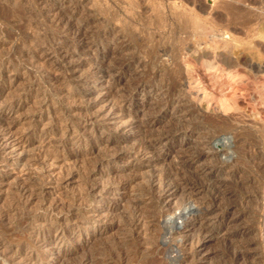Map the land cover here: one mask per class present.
<instances>
[{
	"label": "bare ground",
	"instance_id": "bare-ground-1",
	"mask_svg": "<svg viewBox=\"0 0 264 264\" xmlns=\"http://www.w3.org/2000/svg\"><path fill=\"white\" fill-rule=\"evenodd\" d=\"M72 15L57 14L56 17L53 15L54 18L51 17L52 20L49 22L51 23V28H53L50 29L52 31L48 32L46 28V30L41 32L39 30L35 38V40L39 41H35L33 44L31 43L34 40L31 37L33 34L30 32L24 31L21 35H18L20 36L19 38L17 37L18 40L20 39L19 43L23 44V46L25 44L27 47H22L21 53L16 60L23 58L22 60L28 61L27 63L32 65V67H40L42 69V80L47 83L43 87L39 85L40 82L31 80L28 76L31 81L27 85L24 84L25 86L16 95L8 97L6 94H9L7 91L10 88L5 84L7 81L5 79L11 80V73L16 70L15 67L17 65L11 62V58L5 57L0 60V166L5 168L4 166L8 167L20 162L18 172L12 178H10L7 170L4 172L0 170V185L12 179L14 188L11 190H14L16 204H22L23 208L26 209H23L22 216L18 217L16 215L20 224L19 230H17L20 232L15 235L16 239L6 241L1 238L2 235L0 236V264H51L50 257L61 251L59 248H53L54 245L64 244L75 233L81 235V227L83 225H98L114 220L115 214L118 212V210L116 211L118 209L116 205H119L120 202L111 201L109 195H113L116 191L127 189L128 187H130L134 195L133 197L130 196V199L131 197L132 199L131 201L129 200V207L126 206L127 211L124 212L129 218L124 221L127 226V229H125V226L124 229L128 231L127 234L129 233L132 246L122 239L124 240L123 243L127 244V247L121 241V246L118 245L119 243H115L109 248H101L102 258L99 264L117 263L118 259L120 260L130 255L129 251L132 250L129 248L133 249L134 252H140V250L142 251L145 248L141 257H138L142 258L141 260L145 264H205L202 260L205 256L203 254L207 249V239L209 235L215 234L212 225L221 218V215L215 212L216 209L207 208L206 205L200 206L202 210L197 213L189 209L176 211L174 205L179 195H186L192 198V194L197 195L204 192L208 189L207 185L209 184L205 180H208L213 174L221 173L207 172V167L204 163L201 164L199 172H179L184 169H196L198 163H201L198 160L203 155H210L211 146L209 144L213 136L208 135V131L206 132L204 129L205 133L203 132V139L200 141L203 145L199 152L197 151L198 153L195 154L196 151L193 150L195 151L193 154L192 150L190 151V149L180 146L183 155L178 160L172 159L166 162V152L164 153L161 147L165 146L169 139L180 136L188 139L192 135V127L190 126L192 121L189 122L187 115L193 109H187L185 106L187 91L184 86L185 83L188 84L191 78H189V72H182L181 63L184 65L185 61L182 62L183 60H181L180 62L179 60V56L182 54L180 53V48L175 49L172 47L168 53L169 59L171 58L176 68L180 70L177 73V75L179 74L178 78L174 79L171 77L166 79V82L157 83L156 75L160 74V69L155 67L151 70L149 68L145 70L144 68L146 67L143 66L144 71L141 74L131 76L130 79L129 76L126 78L128 82L124 83L125 81L123 82L121 78L122 74L132 70L133 67L137 68L136 65L139 66V59L134 60L132 58L133 60H128L126 58L127 61H125L123 58L128 56L123 57L121 56L123 54H120L119 57H122L123 60L121 58H118V60L116 58L118 57L117 54L121 53L123 48H121L122 45L121 47L117 46V42L108 40L111 37V28L106 30L103 28L101 31H98V29L90 35L87 29L89 26L84 22L74 23L72 20L74 16ZM80 20L77 19L76 21ZM184 20L187 22L186 19ZM200 20L195 16L192 17V22L191 20L188 22H191V27L194 28L198 35L206 33L205 35L207 36V31L209 30ZM210 33L211 31L208 33L209 36ZM215 35H217L216 32ZM201 37L203 38V36ZM89 38L92 39L90 43L99 42L102 47L108 48L111 53L115 54L114 58L111 57V62L98 60L99 58H96L97 55L94 57L95 60L81 59L86 54V49L84 48L85 40ZM112 39L114 40V37ZM90 49L92 50V48ZM164 51L167 52L165 48ZM165 52L163 54H166ZM94 53L97 52L95 51ZM220 53L218 52V55ZM154 55L156 54L153 53ZM149 57H152L151 54ZM200 57L202 58V55ZM141 59L143 58H140V61ZM46 61L52 63L44 66ZM199 61L201 62V59ZM226 61L215 66H219L218 68L221 72L223 69L226 71L225 66L231 64L228 62L225 65ZM238 63L240 62L231 64L233 69L236 66L237 69L240 68L241 64ZM81 67H85L83 72L77 74ZM186 67L188 66L186 65ZM186 67H183L184 70ZM142 68L141 70H143ZM190 75L193 76L192 74ZM14 80H17V76H13ZM148 83L150 84L147 85ZM138 91H146L147 96L155 95L157 98L155 101H152L153 99L149 101L142 100V105L141 107L139 106L140 109L135 105L134 100V96ZM53 94L65 101L64 105L59 108L62 111H58L55 108L51 109V100L49 98ZM53 96L55 97V95ZM53 96L52 99L54 98ZM29 99L32 101H28ZM28 106H31V108L33 106L34 108L35 112H30L31 115H26L29 111L23 110ZM145 108L149 110L143 113L145 116L149 115L147 120H141L142 118L140 121L136 120L139 109L145 111ZM49 109L51 113L47 115L45 112ZM159 114H163L165 117L168 114L170 116H167V120L160 125ZM55 117L60 122L55 123ZM156 124L158 127H156ZM198 130L200 131L201 129ZM53 134H58L59 136L54 146L56 148L50 150L44 146L50 138L56 136H53ZM110 139H115L116 142L123 143L125 146L112 147L111 145L115 144H111ZM218 150L220 151V149ZM218 150L216 149L215 152L217 153ZM88 157L95 158V161H93L94 158L92 159L93 162L88 161L91 162L90 165H86ZM118 160L127 164L128 167L117 165ZM140 163H147L152 167L147 172H140L141 170L137 169ZM53 165L58 166L57 172L51 168ZM164 169H168L169 172L166 170L164 172ZM225 178L228 179V177ZM74 179H77L78 183L72 190L69 189V192H67L68 184ZM226 179H218L215 181L216 183L210 185L215 190L211 197L213 201L220 199L217 192L223 191L222 187H226ZM9 183L11 184V182ZM45 185H48V188H45ZM2 190L0 188V192ZM131 190L128 191L130 194H132ZM35 196L37 206L33 210H29L26 206ZM197 203L202 205L203 201L199 199ZM147 210H152L153 212L150 211L151 214L146 215L148 213ZM123 211L121 208L120 212L122 213ZM120 212L119 214L117 213V217ZM167 214L183 219L181 225L174 223L169 226L166 225L167 229H164L169 234L168 236L175 243H178L176 247L179 253L177 252L178 255H176L173 263H164L160 260L158 262L154 257L150 259L151 254L157 257L155 252L161 243L160 236L157 237L155 234H151L154 239L152 243L149 239L152 240L151 237L153 236L148 239V242L151 243L149 245L144 244L146 241L136 240L143 231L146 232L145 228L150 224L145 218L150 217L148 220H151L152 217L154 221L156 220V222L160 223ZM37 221H40L39 224L35 223ZM189 221H197L198 223V232L195 238L184 233ZM159 230H162V228ZM219 231L221 230H217V232ZM134 252L133 254H135ZM234 258L236 260L234 261L236 262L235 264H244L240 263L242 258L240 253L235 254ZM89 260H92V258L89 257ZM80 264H87V260H83Z\"/></svg>",
	"mask_w": 264,
	"mask_h": 264
},
{
	"label": "rangeland",
	"instance_id": "rangeland-1",
	"mask_svg": "<svg viewBox=\"0 0 264 264\" xmlns=\"http://www.w3.org/2000/svg\"><path fill=\"white\" fill-rule=\"evenodd\" d=\"M57 14H65L67 16L73 14L72 16H74L75 20H72L74 23L84 22L89 26L86 25L90 35L95 33L98 29V31H101L103 28L104 30L108 28L112 29L113 33L111 32V37L108 40L114 41L115 43L117 42V46L121 47L122 45L121 48H123L122 52L117 54L118 57L116 58L122 59L119 55L123 54L121 56H128L123 58L125 61H127L126 58L128 60L132 58L134 60L139 59V66L136 65L137 68L133 67L132 70L122 74L121 78L123 82L125 81L124 83L128 82L126 78L129 76L130 79L131 76L141 74L144 69L146 70L149 68L151 70L155 67L159 68L163 73L159 71L160 74L156 75L157 83L166 82V79L171 77L174 79L178 78L179 74L177 75V73H179L180 70L176 68L171 58L169 59L168 53L172 47L175 49L180 48L179 50L182 54L179 56V60L180 62L181 60H183L182 62L185 61V66L181 63L182 72L185 73V71H187L193 75L191 76L189 74L191 80H189V82L187 81L188 84L185 83L184 85L187 91V105L185 104V106L187 109H193V111H190L187 115V118L189 117V122L192 121L190 123L192 135L188 139L182 138L181 136L169 139L165 146H161L162 151H164V153L166 152L165 161L182 158L183 151L181 147H186L190 149V151L192 150V153L195 151V154L198 153L203 145L200 141L203 139L202 136L205 133L204 131H208V135L213 136L209 144V146H211L210 155H203L198 160V162L201 163H198L196 169L192 168V170H187L183 168L186 171L182 169L183 171L180 170L179 172H199L201 164L204 163L206 164L207 172L221 173L213 174L212 177L205 180L206 183H209L207 185L208 189L205 190L206 192L204 191L197 195L192 194V198L186 195L177 196L174 209H176V211L189 209L197 213L202 210L200 206L206 205L207 208L216 209L215 212L221 215V218L212 225L215 234L209 235L207 239V249L203 254V256L205 255L202 260L203 263L232 264L233 262V264H235L236 262L234 261L236 260L234 255L240 253L242 256L240 263L264 264V0H0V60L5 57L8 59L11 58V62L17 65L15 67L16 70H13L11 73L12 77L10 78L12 81L10 79H5V81L7 80L5 84L10 88L8 90L9 92L7 91L9 94H6L8 97L16 95V93L31 80L40 82L41 84L39 83V85L42 87L47 84L42 80V69L40 67H32V65L27 63L28 61L22 60L23 58H21V60H16L18 59L17 56L21 53L22 47H27L25 44L24 46L26 47L19 43L20 39L18 40L17 37L19 38L20 36L18 35L27 31L33 34L31 36L32 39H34L31 41L32 44L35 43V41H39L35 40L36 34L39 30V32H41L46 29L48 32H51L52 30L50 31V29L53 28H51V23L49 22L52 20L51 17H53V15L56 17ZM195 16L201 19L200 21L203 22L205 27L209 30L207 31L206 29L207 36L205 35L206 33L198 35L194 28L191 27L192 17ZM77 19L80 21H76ZM184 19H186L187 22H185ZM190 20L191 22H188ZM210 31L211 37L208 35ZM215 32L219 37L215 35ZM201 36H203V38ZM113 37L114 40L112 39ZM85 41L86 44L84 48L86 49V54L81 57L82 60H95L94 57L97 55L96 58H99L98 60L111 62V57H115V54L113 52L111 53V50L108 48L102 47L101 43H90L92 41L91 38ZM120 41L122 42L120 43ZM158 46L159 48L162 46V50L161 48L159 49ZM90 48H92V50ZM93 48L96 49L94 50L97 53H94L95 51ZM151 48H155L156 52H154L155 50L153 51V49L151 50ZM164 48L167 52L164 51ZM221 51H224V54ZM164 52L166 54H163ZM218 52H221L219 54L220 56ZM93 53L94 55H92ZM153 53L157 56H153ZM225 53L229 56H226ZM150 54L152 56L151 58L149 57ZM199 55H202V58ZM139 57L145 60L141 59L140 61ZM215 57L218 59L216 60ZM226 58H228L229 61ZM193 61L195 62L193 63ZM223 61H226L225 65L228 64V62L233 64L239 61L240 63L238 64H241V66L239 69H237V66L235 67L236 69H233V65L231 66V64L228 65L232 68L230 66L228 67V65H224L226 71L223 69L221 72L218 68L219 66L215 65L223 64ZM149 62L150 64H148ZM51 63L52 62L46 61V65L44 66H48ZM191 63L192 65H190ZM195 65L198 66L196 67ZM140 67L144 69L142 68L143 70H141ZM183 67H186L185 70ZM83 68L81 67L77 74H81ZM236 70L239 71L236 72ZM13 76H17V80L13 81ZM149 84L150 83L147 85ZM53 95H55V97ZM53 95H51V97L49 96V100H51V109L55 108L56 110L58 109V111H62L59 108L64 105L65 101H63L61 97L58 98L56 94ZM52 96L54 97L53 99ZM156 98L157 96L155 95L147 96L146 91H138L134 96L135 105L140 108L142 100L149 101L153 99L152 101H155ZM28 101L32 100L29 99ZM28 107L23 109L29 111V113L23 111L26 115H31V113L35 112L33 106L32 108L31 106ZM140 109L139 113L136 115V120L140 121L142 118L141 120L146 121L149 115L145 116L143 113L147 112L148 108H145V111ZM45 113L48 115L51 113V110L49 109ZM167 116L169 117L170 115L168 114L165 117V115L159 114L160 125L167 120ZM54 121L55 123L60 122L56 117ZM156 127H158L157 124ZM197 128L201 130L199 131ZM53 136L55 137L50 138L52 141L48 140L44 146L47 149L53 150L56 148L54 146L56 145L55 143L59 135L53 134ZM103 137L106 138L105 135H103ZM110 141L111 144H115L111 145L112 147L125 146L123 143L116 142L115 139H110ZM216 149H220V151L218 150L216 153ZM90 157L87 158L86 165H90L91 162L95 161L94 157V159ZM89 160L91 162H88ZM117 162V165L121 167H128L127 164L121 163L120 160ZM1 167L2 166H0V170L2 172L7 170L10 178H12L17 174L20 162L8 166L9 168L4 166L5 168L2 167V169ZM151 167L152 166H149L147 163H140L137 169L139 171L141 170L140 172H147ZM51 168L55 171L58 170L57 165H53ZM165 170L166 169L163 171L169 172L168 169ZM225 177H228V179ZM223 178L226 179V183H228H225L226 187H222L223 191L217 192L220 199L213 201L211 197L215 190L210 185L216 183V180ZM10 180L0 185V188L3 189L0 192V236L2 235L1 238L6 241H13L16 239L15 235L20 232L17 231L20 227L18 217L22 216L24 212L23 209H25L22 204H16L14 190H11L14 188V183H12V179ZM9 182H11V184ZM77 183V179L72 180L70 184H68V188H66V190L68 189L67 192H69V189L72 190ZM44 187L48 188V185ZM129 189L130 187L121 189L116 191L115 194L109 195L111 201L120 202L119 205H116V208H118L116 211L118 210V212L115 211L114 220L98 225H83L81 227V235L75 233L72 238H70L71 240L68 239L62 245H54L53 248H59L61 251L56 254L57 256L54 254L50 257L51 264H78L83 260H87V264H99L102 258V249L109 248V246L111 247L113 246L112 244L115 245V243H119L118 245L121 246L124 240L126 243L128 242V245L132 246V243H130L132 240L128 235L129 233L127 234L128 231L125 230L127 226L125 225L126 222H124L129 219L124 213L127 211L126 206L129 207V200L131 201L134 195L131 189L132 194L128 192L130 191ZM130 196H132L131 199ZM119 197L122 199L120 200ZM199 199L203 201L202 205L197 203ZM35 200L36 196L27 204L26 208L33 210L34 207L37 206V200ZM120 207L122 211L124 210L122 212L124 215L120 212ZM150 211L153 212L152 210ZM150 211L147 210L148 213H146V215L151 214ZM119 212L121 216L118 215L117 217V213L119 214ZM16 215L18 217H16ZM174 216L167 214L163 217V222L161 221L160 223H158V221L156 222V220L154 221L152 217L151 220H148V218H150L148 216V218H145L150 224L145 228L146 232L143 231L136 240L146 241L144 244L149 245L154 239V234L157 237L160 236L161 240L158 250L155 252L157 257L151 254L152 256H150V259L154 257L158 262L160 260L164 263H173L176 259V255L179 253L176 247L178 243H175V241L168 236L169 234L167 231H165L167 229L166 225L169 226L174 223L181 225L183 223L182 218ZM39 222L40 221H37L35 223L39 224ZM187 224L189 225L185 227L184 233L195 238L198 232L197 221H189ZM161 228L162 230H159ZM217 230L221 231L217 232ZM150 237L152 240L149 239ZM148 239L151 243L148 242ZM126 243H123V245ZM125 246L127 247V244ZM129 249L132 250L129 251L130 255L120 260L116 259L117 263L114 264H145V262L141 260L142 258H138L141 257L145 248L144 250L142 249V251L140 250V252H134L133 249ZM133 252L136 255L133 254ZM86 257L87 259H85ZM89 257L92 258V260H89Z\"/></svg>",
	"mask_w": 264,
	"mask_h": 264
}]
</instances>
